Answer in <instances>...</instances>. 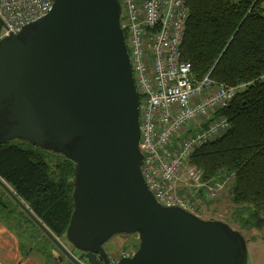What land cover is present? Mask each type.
Listing matches in <instances>:
<instances>
[{"label":"water","instance_id":"1","mask_svg":"<svg viewBox=\"0 0 264 264\" xmlns=\"http://www.w3.org/2000/svg\"><path fill=\"white\" fill-rule=\"evenodd\" d=\"M121 11L118 0H54L47 16L0 40V146L26 142L74 163L65 239L86 264H110L104 246L116 235L139 240L119 264H248L238 231L162 208L148 190ZM0 187L60 260L81 264L1 179Z\"/></svg>","mask_w":264,"mask_h":264},{"label":"trees","instance_id":"2","mask_svg":"<svg viewBox=\"0 0 264 264\" xmlns=\"http://www.w3.org/2000/svg\"><path fill=\"white\" fill-rule=\"evenodd\" d=\"M186 4L182 60L190 63L198 81L209 75L219 84L239 87L220 112L230 124L228 132L197 149L188 163L205 181L232 176V208L224 223L246 242L264 240V0ZM74 167L64 157L26 142L0 146V179L59 239L65 238L73 213ZM4 209L0 200V216Z\"/></svg>","mask_w":264,"mask_h":264},{"label":"built area","instance_id":"3","mask_svg":"<svg viewBox=\"0 0 264 264\" xmlns=\"http://www.w3.org/2000/svg\"><path fill=\"white\" fill-rule=\"evenodd\" d=\"M120 27L139 96V149L145 184L158 205L178 208L200 218L201 209L180 197L179 187L202 191L210 201L223 198L230 178L205 181L187 163L200 147L230 129L220 115L239 87L195 79L181 47L189 18L186 0H118ZM54 0H0V40L21 30L52 10ZM123 252L110 264L131 258Z\"/></svg>","mask_w":264,"mask_h":264},{"label":"rangeland","instance_id":"4","mask_svg":"<svg viewBox=\"0 0 264 264\" xmlns=\"http://www.w3.org/2000/svg\"><path fill=\"white\" fill-rule=\"evenodd\" d=\"M187 166L192 167L189 165V163H187ZM192 168L196 169L195 167H192ZM197 171L200 172L199 170ZM221 176H228V175L222 174L214 179H211V181L218 180L221 178ZM228 178H230V181H229V185H228L226 193L224 194L223 198L216 200V201L208 200L204 196L202 191L197 192L193 190V188H186L184 186L179 187L178 194L180 197H184L185 199L190 200V202L196 203L198 208L200 207L201 209L200 218L201 219L218 220L222 222H227L229 221L230 212L232 208V204L230 202L231 195L229 194V190L232 184V176H228ZM0 200L3 206L8 208L6 211L3 212V214H1V217L5 218L7 222H10L11 216L13 213L12 211L11 213H9L8 210H10L11 208L15 210H19L20 208L17 205H15L16 203L10 199V197L6 194V192L1 187H0ZM42 235L44 236V238L42 236L39 238L40 241L38 242V247H37V250L39 252H42V254L40 255V258H44L47 264H74L65 258H63V260H60L59 257H57L56 253L54 252V251H58L56 247L43 233ZM34 239L35 238H33L31 241H33ZM57 239L62 245V247L72 257H74L76 261L80 262L81 264H86V262L81 257V253L74 250L73 247L66 241L65 238H62V239L57 238ZM252 244H253L252 242H249L250 247H252ZM105 247L108 248L109 251L111 252L110 256L113 259H116L115 257L119 256L123 252H134L136 250V247L137 248L139 247V240L136 235L134 236L116 235L109 240V242L105 245ZM256 252L261 257V259L264 260V243L262 241H258Z\"/></svg>","mask_w":264,"mask_h":264},{"label":"crops","instance_id":"5","mask_svg":"<svg viewBox=\"0 0 264 264\" xmlns=\"http://www.w3.org/2000/svg\"><path fill=\"white\" fill-rule=\"evenodd\" d=\"M4 211L6 210L2 213ZM11 211L13 214L10 222L0 216V264H47L44 258H40L42 252L37 250L39 238H44L39 228L22 210H8L9 213ZM33 238L35 239L31 241ZM258 241L264 243L262 239L246 242L248 264H264V260L256 252ZM249 242L253 243L252 247Z\"/></svg>","mask_w":264,"mask_h":264},{"label":"flooded vegetation","instance_id":"6","mask_svg":"<svg viewBox=\"0 0 264 264\" xmlns=\"http://www.w3.org/2000/svg\"><path fill=\"white\" fill-rule=\"evenodd\" d=\"M104 250H105V252H106V254H107V256L109 257V258H111V256H110V251H109V249L108 248H106L105 246H104ZM115 252V251H114ZM60 253V252H59ZM83 259V258H82ZM96 264H103V262H102V260L100 259V258H98L97 259V261H96Z\"/></svg>","mask_w":264,"mask_h":264}]
</instances>
